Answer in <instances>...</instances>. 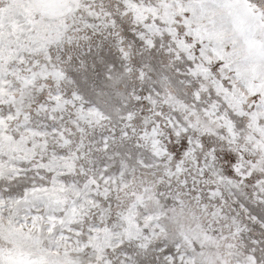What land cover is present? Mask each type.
Instances as JSON below:
<instances>
[{
	"label": "snow or ice",
	"instance_id": "snow-or-ice-1",
	"mask_svg": "<svg viewBox=\"0 0 264 264\" xmlns=\"http://www.w3.org/2000/svg\"><path fill=\"white\" fill-rule=\"evenodd\" d=\"M0 264H264V0H0Z\"/></svg>",
	"mask_w": 264,
	"mask_h": 264
}]
</instances>
